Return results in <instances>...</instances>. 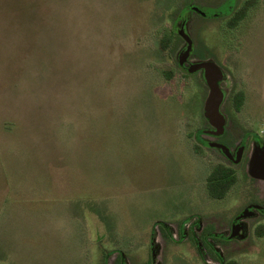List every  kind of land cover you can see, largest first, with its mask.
Here are the masks:
<instances>
[{
    "label": "rangeland",
    "instance_id": "374dc122",
    "mask_svg": "<svg viewBox=\"0 0 264 264\" xmlns=\"http://www.w3.org/2000/svg\"><path fill=\"white\" fill-rule=\"evenodd\" d=\"M223 1L0 0V264H264L263 212L230 236L264 206L249 174L264 148V0L187 22L194 55L224 70L222 138H246L243 161L198 138L214 140L197 135L208 87L177 67L178 13ZM219 163L236 181L214 198Z\"/></svg>",
    "mask_w": 264,
    "mask_h": 264
},
{
    "label": "water",
    "instance_id": "95a60500",
    "mask_svg": "<svg viewBox=\"0 0 264 264\" xmlns=\"http://www.w3.org/2000/svg\"><path fill=\"white\" fill-rule=\"evenodd\" d=\"M198 9V7H194ZM179 34L186 41V47L179 54V63L183 64L192 50V40L187 30L185 29V24L183 23L178 30ZM187 70L191 73L198 70L202 71L203 79L208 87V93L204 100L203 114L211 125L212 129L207 130V132L219 135L224 132L226 125V116L221 111V106L225 98V91L222 89L220 83L224 79V72L222 68L213 60L207 59L202 61L191 62ZM209 146L219 148L226 156L231 157L229 148L223 143L219 142H206ZM240 152L237 158L240 157ZM249 174L253 178L264 179V148L259 146V154L255 155L252 163L249 167ZM251 207L259 208L258 205L252 204L247 206L241 214L237 216L236 219L247 216L249 209ZM237 230V225H233V232L230 236H234Z\"/></svg>",
    "mask_w": 264,
    "mask_h": 264
},
{
    "label": "flooded vegetation",
    "instance_id": "af4514ba",
    "mask_svg": "<svg viewBox=\"0 0 264 264\" xmlns=\"http://www.w3.org/2000/svg\"><path fill=\"white\" fill-rule=\"evenodd\" d=\"M229 3L230 2V4L228 5V11L226 12V13H221L220 11H218V10H214V12L212 13V14H207L205 11H203L201 8H199L198 7V9L196 10V9H194V7H197V6H195L196 4H193V3H188V4H186V6H184V8H187L188 7V10H189V14L188 15H182L180 12L178 13V15H177V22H178V24H179V26L177 27L176 26V30H177V33L179 34V32H178V30H179V28L181 27V25L184 23L185 24V29L187 30V32H188V34L190 35V38H191V40H192V50L190 51V54H189V56L187 57V59L185 60V62L183 63V64H180L179 63V54L182 52V50H184L185 49V47H186V41L184 40V38L182 37V39L185 41V43H184V46L179 50V52H178V55H177V59H178V62H177V67H179L181 70H184V71H187V72H189L188 70H187V67H188V65L191 63V62H195V61H189V59H192V58H190L192 55H194V48H195V46H194V44H193V39H192V37H191V34H190V32L188 31V29H187V22L189 21V19H190V13L192 12V13H196L197 15H199L200 17H206V20H209V19H207V18H210L211 19V17L212 18H214V19H216V18H219V17H230V16H232L238 9H237V6H236V2H237V0H224L223 2H221V3H223V4H225V3ZM221 3L219 4V5H217V6H220L221 5ZM207 6H209V7H216V6H214V5H212V4H209L208 2H207ZM194 58L196 59V61H202V60H207V59H211V60H213L214 61V59H212L211 57H209V56H202V57H196L195 55H194ZM220 66V65H219ZM221 67V66H220ZM222 68V67H221ZM222 70H223V68H222ZM198 71H200L201 72V74H202V71L201 70H198ZM223 72H224V70H223ZM202 77H203V75H202ZM220 85H221V83H220ZM225 103V100L223 101V103H222V105ZM231 104H232V102H231ZM233 108H234V110H235V106H234V104H232L231 105ZM221 111H222V108H221ZM235 111H239V110H235ZM223 112V111H222ZM224 115H225V113H224ZM226 116V115H225ZM208 121V120H207ZM229 123L230 124H234L233 123V121L232 120H229ZM210 129H212V127H210V128H206V129H201L198 133H197V135H201V134H204V135H207V136H209V137H211L212 139H214L213 141L214 142H219V143H223L224 145H226L228 148H229V150H230V154H231V157H228V156H226L219 148H217V149H219L222 153H223V155L225 156V158L226 159H228L229 161H231V162H233V163H240L241 161H243V159H244V155L246 154V150H247V145H246V138L244 137V136H242L240 139H239V141H238V143H237V146L236 147H233V146H231V142L230 141H228V140H225V139H223L222 137L223 136H226V134H227V125H225V129H224V132L222 133V134H219V135H214V134H211V133H209V132H207V130H210ZM201 141H203V142H205V144H206V142H210V141H205L202 137L200 138V137H198ZM256 138H258V137H256ZM258 140H260L261 141V139H258ZM257 142V141H256ZM259 142V141H258ZM258 144H260L261 146H262V141L261 142H259ZM208 145V144H207ZM240 152V157L239 158H237V155H238V153ZM257 179V178H256ZM257 205V204H256ZM258 206H259V208H254V207H251L249 210L251 211L252 209L253 210H255V211H258V212H263L264 213V206H262V205H260V204H258ZM249 213V212H248ZM238 216V215H237ZM237 216L235 217V219H233V221H232V225H235V224H238L239 223V221L242 219V218H239V219H236L237 218ZM204 230H207V229H202L201 230V232H200V236L201 235H203L204 233ZM209 232L211 233V235H209V236H212L213 237V239L214 238H217L218 237V235H216V234H214L212 231H211V229H209ZM209 236H207L206 237V241L208 242V244H210L211 245V247L213 248V245H212V243L209 241V239H208V237ZM202 242H203V240H202ZM204 243V242H203ZM204 246H205V244H204ZM206 248V247H205ZM214 250V249H213ZM215 251V250H214ZM218 255V254H217ZM218 257H219V255H218Z\"/></svg>",
    "mask_w": 264,
    "mask_h": 264
},
{
    "label": "trees",
    "instance_id": "16d2710c",
    "mask_svg": "<svg viewBox=\"0 0 264 264\" xmlns=\"http://www.w3.org/2000/svg\"><path fill=\"white\" fill-rule=\"evenodd\" d=\"M243 12L240 15L244 14ZM240 15L236 16L235 18L238 19ZM163 46L166 47L165 43H163ZM232 97L234 99L233 101H232ZM232 97L230 98V101L232 102V104H234L235 110H239L242 105V100H243L242 92L236 91L235 94L233 92ZM199 131L200 130H198L197 132ZM235 181H236V176L233 170L219 163L216 166H214V168L208 175V179H207L208 193L214 198H222L223 196H225L228 190L232 187ZM203 233L204 234L201 235V237H202V240L205 244L207 251L211 255H213L212 253L215 254L211 245L208 244V242L206 241V237L211 235V233L209 232V229L204 230ZM219 259H220V256H219ZM114 264H124V257L121 253L117 254Z\"/></svg>",
    "mask_w": 264,
    "mask_h": 264
}]
</instances>
